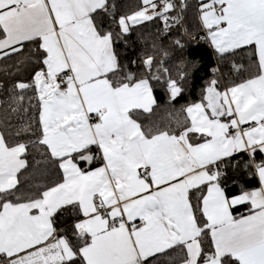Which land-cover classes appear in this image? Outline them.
Returning a JSON list of instances; mask_svg holds the SVG:
<instances>
[{
  "label": "snow or ice",
  "instance_id": "6c2138e0",
  "mask_svg": "<svg viewBox=\"0 0 264 264\" xmlns=\"http://www.w3.org/2000/svg\"><path fill=\"white\" fill-rule=\"evenodd\" d=\"M187 7L0 0V61L15 58L0 68V264H264V0H198L200 39L221 60L251 49L254 70L224 90L210 80L176 126L141 116L159 107L161 74L171 101L181 83L154 55L117 51L145 22L171 32ZM241 164L259 187L229 196ZM25 172L56 179L25 194Z\"/></svg>",
  "mask_w": 264,
  "mask_h": 264
},
{
  "label": "trees",
  "instance_id": "16d2710c",
  "mask_svg": "<svg viewBox=\"0 0 264 264\" xmlns=\"http://www.w3.org/2000/svg\"><path fill=\"white\" fill-rule=\"evenodd\" d=\"M115 2L123 13L134 9L140 3V0H115ZM197 4L198 0H192L183 12L182 17L176 10L180 23L178 25L174 24L171 32H166L163 21L156 19L137 26L127 38L126 44L123 41L117 44V51L122 62L127 64L128 60H138L145 54H152L158 64L161 65V73L162 68L166 67L171 77L177 79L183 87L182 94L175 101H171L165 84L168 74L158 73L161 74V79L159 82L153 81V84L154 96L159 107L155 109L154 115L144 114L141 116V120L146 124L155 122L161 125L171 124L176 126L177 121L183 123L185 119L183 109L188 104L201 100V93L210 80L217 79L220 88L229 87L248 78L250 71L254 70L250 67L252 61L251 49L238 50L237 55L221 60L210 48L207 40L200 39L204 33H202L197 15ZM177 38H181L184 43L182 49L173 44V41ZM33 47L29 44L28 50L31 51ZM165 52L167 55H165ZM27 54L25 52V55ZM14 59L0 61V68L6 64H12ZM237 67L240 68L239 71H237ZM216 69H219V71H215ZM132 70L135 71L136 68L133 67ZM184 70H186L187 76L185 79H181V72ZM236 159L244 161L247 156L246 154H238ZM98 163H94V165ZM82 166L89 167L87 164ZM229 175L234 177V179L229 180L226 186L229 196L238 194L242 188L251 190L259 187L258 179L252 177L242 164L239 170H230ZM46 176L50 178L37 180L34 178V173H23L20 176L21 192L27 194L34 185L49 183L56 179V176L51 173H47ZM249 212H251L249 205H241L232 209L235 217ZM74 216L75 213L71 209L64 212L58 218V226L63 229L68 223L72 222Z\"/></svg>",
  "mask_w": 264,
  "mask_h": 264
},
{
  "label": "crops",
  "instance_id": "0c3cea01",
  "mask_svg": "<svg viewBox=\"0 0 264 264\" xmlns=\"http://www.w3.org/2000/svg\"><path fill=\"white\" fill-rule=\"evenodd\" d=\"M202 33H204V30L202 29ZM209 43V42H208ZM209 46H210V48L214 51V49L212 48V46L210 45V43H209ZM215 52V51H214ZM228 86H226V87H223V88H220V90H224V89H226ZM230 87V86H229ZM244 127H247V125H245ZM236 155H238V154H236ZM98 166H100V164L98 163V164H96V165H93V167H98ZM83 167V166H82ZM238 206H241V205H238ZM238 206H236V207H238ZM249 207H250V205H249ZM250 209H251V207H250ZM248 214H250V212L249 213H247V214H245V215H248ZM234 216V215H233ZM241 216H244V215H241ZM241 216H238L237 218H239V217H241ZM235 217V216H234Z\"/></svg>",
  "mask_w": 264,
  "mask_h": 264
},
{
  "label": "built area",
  "instance_id": "2783aa9c",
  "mask_svg": "<svg viewBox=\"0 0 264 264\" xmlns=\"http://www.w3.org/2000/svg\"><path fill=\"white\" fill-rule=\"evenodd\" d=\"M191 1H192V0H187V4H188V6L190 5ZM179 2H180V0H177V3H179ZM186 9H187V8H186ZM186 9L181 10V9L177 8V11L180 13L181 17H182L183 12H184ZM202 40L205 41V39H202ZM95 163H98V162H95Z\"/></svg>",
  "mask_w": 264,
  "mask_h": 264
}]
</instances>
